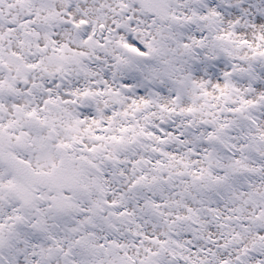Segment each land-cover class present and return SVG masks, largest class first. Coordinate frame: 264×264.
Wrapping results in <instances>:
<instances>
[{
	"label": "snow or ice",
	"instance_id": "1",
	"mask_svg": "<svg viewBox=\"0 0 264 264\" xmlns=\"http://www.w3.org/2000/svg\"><path fill=\"white\" fill-rule=\"evenodd\" d=\"M0 264H264V0H0Z\"/></svg>",
	"mask_w": 264,
	"mask_h": 264
}]
</instances>
